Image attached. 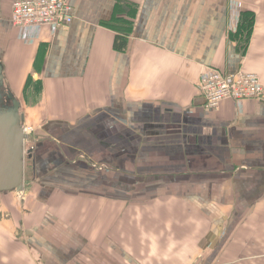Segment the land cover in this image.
Listing matches in <instances>:
<instances>
[{
    "label": "crops",
    "instance_id": "crops-1",
    "mask_svg": "<svg viewBox=\"0 0 264 264\" xmlns=\"http://www.w3.org/2000/svg\"><path fill=\"white\" fill-rule=\"evenodd\" d=\"M13 2L0 62L33 131L23 189L0 193V264H264V97L211 109L198 84H264V0H71L56 28L13 25Z\"/></svg>",
    "mask_w": 264,
    "mask_h": 264
},
{
    "label": "built area",
    "instance_id": "built-area-1",
    "mask_svg": "<svg viewBox=\"0 0 264 264\" xmlns=\"http://www.w3.org/2000/svg\"><path fill=\"white\" fill-rule=\"evenodd\" d=\"M11 22L20 28L61 27L74 20L71 0H14ZM199 87L205 105L218 109L224 100L261 99L264 97V84L255 73L242 71L227 72L208 68L199 79ZM30 126L25 127L26 140L32 133Z\"/></svg>",
    "mask_w": 264,
    "mask_h": 264
},
{
    "label": "water",
    "instance_id": "water-1",
    "mask_svg": "<svg viewBox=\"0 0 264 264\" xmlns=\"http://www.w3.org/2000/svg\"><path fill=\"white\" fill-rule=\"evenodd\" d=\"M2 82L4 73L0 62V83ZM6 96L12 108L2 106L4 110L1 111L0 102V193L14 189L22 190L25 177L27 134L22 124L24 115L21 113V101L10 91Z\"/></svg>",
    "mask_w": 264,
    "mask_h": 264
},
{
    "label": "trees",
    "instance_id": "trees-1",
    "mask_svg": "<svg viewBox=\"0 0 264 264\" xmlns=\"http://www.w3.org/2000/svg\"><path fill=\"white\" fill-rule=\"evenodd\" d=\"M119 20H124V19H119ZM254 24H255V15L253 12L247 11V12L241 13V17H240V21L238 24V29L236 31L235 38H237L239 40L240 45L243 49H245L249 43L253 28H254ZM128 25L130 27V25H132V23H129ZM126 33L128 34V30L126 31ZM120 40H121V42L119 43V45L121 46L124 43V39L121 38ZM30 85H32V86L34 85L35 89H37V87H38L37 83L35 84V82L32 81V79H29L27 81V85L25 88V90L27 92L26 94H28V90H29ZM38 90L39 89H37V91Z\"/></svg>",
    "mask_w": 264,
    "mask_h": 264
},
{
    "label": "rangeland",
    "instance_id": "rangeland-1",
    "mask_svg": "<svg viewBox=\"0 0 264 264\" xmlns=\"http://www.w3.org/2000/svg\"><path fill=\"white\" fill-rule=\"evenodd\" d=\"M5 81L4 82H2V83H0V87H1V92H0V102H1V111H3L4 109H3V107H7V108H9V109H11L12 108V105H11V102L9 101V99H7V96H6V93H7V89H6V86H5ZM11 92V91H10ZM14 96V95H13ZM33 98V96H31V94L30 95H28L27 94V96H25V100L26 101H30V99H32ZM3 106V107H2ZM23 109V108H22ZM26 150H27V153H26V155H25V161L27 160L28 161V149H27V146H26ZM32 159V158H31ZM31 159H29V160H31ZM30 162V161H29ZM28 167H30V166H28ZM27 167V168H28ZM29 177H27V179H28Z\"/></svg>",
    "mask_w": 264,
    "mask_h": 264
},
{
    "label": "flooded vegetation",
    "instance_id": "flooded-vegetation-1",
    "mask_svg": "<svg viewBox=\"0 0 264 264\" xmlns=\"http://www.w3.org/2000/svg\"><path fill=\"white\" fill-rule=\"evenodd\" d=\"M4 108H6V107H4ZM4 108H3V109H4Z\"/></svg>",
    "mask_w": 264,
    "mask_h": 264
}]
</instances>
